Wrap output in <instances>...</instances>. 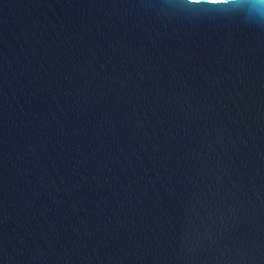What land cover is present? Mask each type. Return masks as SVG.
Segmentation results:
<instances>
[{"label": "water", "instance_id": "obj_1", "mask_svg": "<svg viewBox=\"0 0 264 264\" xmlns=\"http://www.w3.org/2000/svg\"><path fill=\"white\" fill-rule=\"evenodd\" d=\"M0 264H264V16L0 0Z\"/></svg>", "mask_w": 264, "mask_h": 264}, {"label": "clouds", "instance_id": "obj_2", "mask_svg": "<svg viewBox=\"0 0 264 264\" xmlns=\"http://www.w3.org/2000/svg\"><path fill=\"white\" fill-rule=\"evenodd\" d=\"M224 3L239 5L241 0H223ZM249 11L256 16H264V0H247Z\"/></svg>", "mask_w": 264, "mask_h": 264}]
</instances>
